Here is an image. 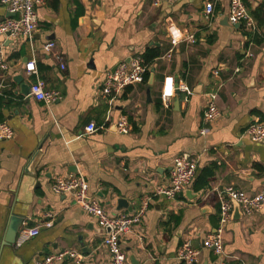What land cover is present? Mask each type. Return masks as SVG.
Instances as JSON below:
<instances>
[{"label": "crops", "instance_id": "obj_1", "mask_svg": "<svg viewBox=\"0 0 264 264\" xmlns=\"http://www.w3.org/2000/svg\"><path fill=\"white\" fill-rule=\"evenodd\" d=\"M208 1L214 3L211 16ZM245 2L261 42L246 35L251 30L244 24L225 23L230 0H49L37 9L33 45L0 34L9 62L0 69V123L14 130L11 139L0 140V242L12 214L20 219L19 229L24 223L40 228L22 246L0 248V264H37L70 250L83 253L88 264H110L102 243L106 231L72 194L52 190L57 176L76 173L85 175L90 194L110 215L131 212L118 208L119 198L133 211L149 199L140 230L122 239L130 260L181 264L178 249L190 241L202 252L200 264H219L203 243L219 226L217 190L233 186L254 193L264 186V141H252L245 132L255 118L264 119V0ZM9 16L0 4V21ZM176 29L184 38L173 46ZM50 41L55 47L46 51ZM148 48L161 52L148 65L152 100L149 81L128 86L112 100L103 95L107 73ZM33 58L38 74L30 75L26 63ZM168 76L176 90L164 102ZM38 77L61 92L58 101L47 105L30 94ZM210 93L222 115L204 123ZM123 115L131 127L127 134L117 129ZM91 122L98 129L88 133ZM178 155L198 161L192 193L174 200L155 195L158 186L169 184ZM224 241L227 264H264V208L234 217ZM55 264L72 259L64 256Z\"/></svg>", "mask_w": 264, "mask_h": 264}, {"label": "built area", "instance_id": "obj_2", "mask_svg": "<svg viewBox=\"0 0 264 264\" xmlns=\"http://www.w3.org/2000/svg\"><path fill=\"white\" fill-rule=\"evenodd\" d=\"M49 0H0V4L6 6L12 16L0 21V34L5 35L12 41H24L26 44L33 45L35 34L39 27V17L37 9L45 6ZM207 16L214 13V3L208 1L205 4ZM228 21L231 24L242 23L245 29L255 31L257 23L246 6L244 0H230L227 13ZM181 32L176 29L171 32V43L176 46L183 39ZM193 37H189L192 39ZM55 47V42L50 41L44 45L46 51H51ZM60 60L62 56H59ZM64 68L65 65H62ZM9 68L6 48L0 46V69ZM149 70L143 55L130 58L118 64L114 71H109L102 85L101 92L110 100L122 95L128 86L145 82V74ZM26 71L31 74H38L36 60L26 63ZM188 90L186 86H183ZM175 79L168 76L164 80L162 88V99L164 102L175 95ZM30 94L37 100L49 105L61 98V92L47 87L46 82L40 77L31 85ZM215 93H210L207 98L203 113L204 123H212L221 115V109L216 102ZM97 126L94 122L86 126L88 133L95 132ZM120 133L127 134L131 131L127 115L121 116L117 123ZM206 128L201 129L202 134L207 133ZM246 134L252 141L259 142L264 140V119L261 117L247 127ZM14 130L7 122L0 123V140L11 139ZM198 170V161L195 158H187L178 155L173 160L170 182L168 185H160L155 190V195L165 196L170 200L185 196L189 190ZM88 180L83 173L70 174L67 176H57L52 183V190L57 194L73 195L75 202L92 218L106 233L103 237V245L110 253V264H132L128 253L122 246V239L128 233L138 232L144 222L149 206V199H144L142 206L137 211L120 212L110 215L99 200L90 194ZM217 200L219 202V226L214 233L209 234L203 241L206 248L212 249L219 257V264L226 263L224 233L227 224L234 218L236 204L244 216H252L256 211L264 208V186L258 192L250 193L233 186L217 190ZM50 215V214H49ZM46 227H51L53 222L47 221ZM40 233L38 226L29 227L26 223L19 229L15 246H22L31 238ZM70 256L72 264H88L86 256L76 250L65 251L58 255H47L37 264H55L57 259ZM177 259L181 264H200L202 261L201 250L193 247L190 241L184 242L178 249Z\"/></svg>", "mask_w": 264, "mask_h": 264}, {"label": "water", "instance_id": "obj_3", "mask_svg": "<svg viewBox=\"0 0 264 264\" xmlns=\"http://www.w3.org/2000/svg\"><path fill=\"white\" fill-rule=\"evenodd\" d=\"M225 23L228 24V18L227 17L225 18ZM240 26H241V23L235 24V27H240ZM154 71H155V69H152V72H154ZM153 79H154V73H151L148 88H147V94H148V100L149 101L152 100V98H151V86L153 84ZM262 141H264V140H262ZM190 193H192V190L187 191L188 196L190 195ZM118 208L119 209L129 208L130 211H133L132 208L129 206L128 201L125 198H119L118 199ZM234 217L235 218L242 217V212H241L238 204H236V206H235ZM19 222H20V219L18 217L14 216L13 214L10 216L8 223H7V228H6L5 234H4V236L0 242L1 250H3L5 247H12L13 245H15L16 238H17V235L19 232V227H18ZM131 261H132V264H140L135 259V257H131Z\"/></svg>", "mask_w": 264, "mask_h": 264}, {"label": "trees", "instance_id": "obj_4", "mask_svg": "<svg viewBox=\"0 0 264 264\" xmlns=\"http://www.w3.org/2000/svg\"><path fill=\"white\" fill-rule=\"evenodd\" d=\"M245 2V0H244ZM246 4V2H245ZM252 14V13H251ZM255 16V14H254ZM253 16V17H254ZM257 17V15H256ZM246 35L249 36V38L254 39L256 42H261V36L258 33V31H246ZM161 55V52L159 50H156L154 48H148V50L144 53L143 57L145 59L146 64L150 65L157 57ZM151 72L148 70L145 74V82H148L150 79ZM207 176H212L213 171L207 170L206 171Z\"/></svg>", "mask_w": 264, "mask_h": 264}]
</instances>
